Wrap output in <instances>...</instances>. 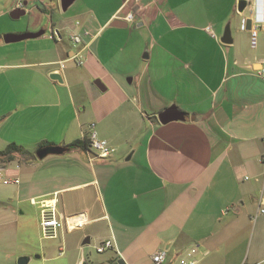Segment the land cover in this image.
Wrapping results in <instances>:
<instances>
[{
    "label": "crops",
    "instance_id": "obj_1",
    "mask_svg": "<svg viewBox=\"0 0 264 264\" xmlns=\"http://www.w3.org/2000/svg\"><path fill=\"white\" fill-rule=\"evenodd\" d=\"M17 1L0 0V150L16 143L26 154L0 159V170L23 177L10 184L39 225L31 199L54 202L61 221L84 215L78 246L99 244L75 264H154L161 250L174 264L194 246L223 264H263L264 0L243 12L238 0H74L66 11L60 0H23L38 13L13 25ZM168 107L179 117L161 123ZM92 124L116 151L90 163L70 145ZM41 144L68 150L38 158ZM106 240L113 248L98 252Z\"/></svg>",
    "mask_w": 264,
    "mask_h": 264
},
{
    "label": "rangeland",
    "instance_id": "obj_2",
    "mask_svg": "<svg viewBox=\"0 0 264 264\" xmlns=\"http://www.w3.org/2000/svg\"><path fill=\"white\" fill-rule=\"evenodd\" d=\"M30 7L31 5H28L27 10ZM68 11L61 12V15L68 16L70 10ZM37 13L38 10L35 9L32 14L27 12L18 19H12L9 16L8 19L13 25H22L27 20L34 18ZM6 178L8 177L4 170H0V264H17V260L21 256L29 258L27 264H75L81 252L88 262L91 256L96 255V251L91 245H97L99 241L92 238L90 244L80 248L78 246L79 230L67 231L64 226L56 238H44L39 222L32 217L31 208L28 207V204L19 202L20 197L16 189L20 184H5L3 180ZM18 179L23 183V177L19 176ZM22 211L23 213H21ZM88 228L92 229L91 226ZM61 248L62 253L60 252ZM181 259L184 263L196 260L198 264H223L219 257L213 255L202 257V253L197 251L195 246L182 251L180 258L174 264H184L180 263Z\"/></svg>",
    "mask_w": 264,
    "mask_h": 264
},
{
    "label": "built area",
    "instance_id": "obj_3",
    "mask_svg": "<svg viewBox=\"0 0 264 264\" xmlns=\"http://www.w3.org/2000/svg\"><path fill=\"white\" fill-rule=\"evenodd\" d=\"M23 0H18L15 4L16 8L23 7ZM125 19L127 21H132L134 19V13L128 12L125 15ZM76 24H79V22H76ZM209 29V27H208ZM241 29H245V21H242ZM85 34H88L87 31H84ZM250 34V44L251 47H255L256 45V35H257V25L252 26L249 29ZM48 36L51 39L58 40L59 39V32L56 29H50V32L48 33ZM70 40L74 46H80L82 43V38L77 33H73L70 36ZM75 62L80 65L82 64V59L79 54V51L75 53L72 57ZM62 66V64H61ZM91 132L88 136H85L88 139V144L84 148L87 153V158L90 163H92L96 159H107L110 156H112L116 149L114 146L109 144L106 140L99 138L95 131L93 130V124L90 126ZM260 161L264 164V153L260 157ZM18 179H10L9 177L4 179L3 182L5 184L7 183H18ZM51 200H40L36 201L35 199H31V202L33 204L41 203L42 209L40 211V229L41 234L44 238H56L58 234V230L62 229L64 226L67 230L72 231L74 229L79 228L82 226L84 222V215L81 213L73 214L65 216L64 219L61 221V219L57 218L56 216V210L54 202L49 203ZM261 213H264V208L260 210ZM70 218H74L75 220L70 221ZM113 248V242L111 240H106L103 242V244L99 247H97V251L101 252L104 249ZM166 251L161 250L152 255V261L154 264H162L165 260ZM180 263H184L183 260H180ZM184 264H196V260H189L185 262Z\"/></svg>",
    "mask_w": 264,
    "mask_h": 264
},
{
    "label": "water",
    "instance_id": "obj_4",
    "mask_svg": "<svg viewBox=\"0 0 264 264\" xmlns=\"http://www.w3.org/2000/svg\"><path fill=\"white\" fill-rule=\"evenodd\" d=\"M74 2V0H60V8L62 11H66L67 8ZM25 5V3L23 4ZM248 5V1L247 0H238L237 2V11L238 12H243L246 7ZM256 11V9H255ZM25 9L24 6L21 8H13L10 13L9 16L13 19H18L20 16L24 15ZM121 24V25H120ZM246 24V28L250 27L251 24V18L246 19L245 21ZM115 26H126L127 24L125 22H122L120 20H116L114 21ZM42 34H44V31H37V32H33V33H26L23 35H4L3 39L5 42H15V41H20L26 38H34V37H38L41 36ZM231 37L229 34V30H226L224 32V34L221 37V41L223 43H231ZM57 72H55L56 74ZM100 89L104 90V88H101V82L99 80H95L94 82ZM179 117L178 111L175 107H168L167 109H165L164 111H162L161 113L158 114V119L161 123H167L170 122L172 120H176ZM68 150V147H62V146H53L49 149H41L38 150L35 154L38 158H42L43 156H45L48 153H56V154H61L65 151ZM36 257H38V255H36ZM29 261V258L26 256H21L18 258L17 260V264H27V262ZM85 264V263H84Z\"/></svg>",
    "mask_w": 264,
    "mask_h": 264
},
{
    "label": "trees",
    "instance_id": "obj_5",
    "mask_svg": "<svg viewBox=\"0 0 264 264\" xmlns=\"http://www.w3.org/2000/svg\"><path fill=\"white\" fill-rule=\"evenodd\" d=\"M87 144H88V139L84 137L81 141H75L70 146L71 147L81 146L85 148ZM38 148H39L38 150H41V149H49L51 147L49 145L47 146L41 144ZM16 154L25 155L26 152L22 146L16 143H9L4 149L0 150V159H2L3 161H11Z\"/></svg>",
    "mask_w": 264,
    "mask_h": 264
},
{
    "label": "bare ground",
    "instance_id": "obj_6",
    "mask_svg": "<svg viewBox=\"0 0 264 264\" xmlns=\"http://www.w3.org/2000/svg\"><path fill=\"white\" fill-rule=\"evenodd\" d=\"M70 220H71V221H73V219H72V218H70Z\"/></svg>",
    "mask_w": 264,
    "mask_h": 264
}]
</instances>
